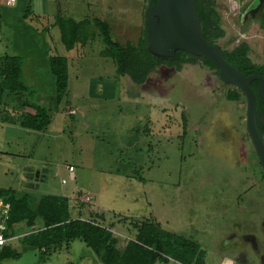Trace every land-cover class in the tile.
I'll return each mask as SVG.
<instances>
[{"label": "rangeland", "instance_id": "obj_1", "mask_svg": "<svg viewBox=\"0 0 264 264\" xmlns=\"http://www.w3.org/2000/svg\"><path fill=\"white\" fill-rule=\"evenodd\" d=\"M64 1L82 17L107 20L113 38L121 42L137 44L145 26L147 0ZM211 1L224 30L215 43L229 49L246 40L250 59L264 63V10L242 18L257 0ZM53 9L54 0H16L12 5L0 0V56L21 55L24 79L33 89L6 90L0 99V188L28 191L34 197L68 195L73 215L113 224L119 248L131 235V219H151L196 239L206 264H264L252 243L238 239L242 233L255 234L264 253V171L246 129L240 88L223 81L201 59L180 67L160 63L142 83H133L116 72L110 57L99 54L104 44L92 26L84 44L77 42L65 51L67 94L56 104L47 61L52 46L45 44L42 31L36 32L34 17L47 14L43 27L49 32ZM229 91L238 98H228ZM24 101H40L48 109L45 129L20 125L22 112L33 110ZM70 108L76 112L69 113ZM230 147L245 153L241 164ZM83 194L92 197L82 200ZM98 212H104V219ZM230 233L237 239L232 236L228 242L240 248L222 250ZM71 242L70 256L62 248L59 264L69 259L72 264L80 259L97 264L88 256L87 251L95 256L92 249L83 243L78 247L79 239ZM34 252L39 250L11 262L21 264L34 258ZM156 264L179 263L170 259Z\"/></svg>", "mask_w": 264, "mask_h": 264}, {"label": "trees", "instance_id": "obj_2", "mask_svg": "<svg viewBox=\"0 0 264 264\" xmlns=\"http://www.w3.org/2000/svg\"><path fill=\"white\" fill-rule=\"evenodd\" d=\"M147 0L146 21L137 44L126 40L121 42L113 38L110 23L96 15L77 17L57 13L54 24L60 29L61 41L66 49H71L77 42L84 44L92 35V26L98 29L104 44L100 55L110 57L116 66V72L128 77L136 84L142 83L149 71L160 63L180 67L183 62L201 59L205 64L216 67L209 59L190 54L184 50L177 51L174 59H165L153 55L147 49L146 22L151 2ZM200 17L203 34L209 42L224 34L219 25L220 15L211 0H194ZM264 10V3L260 11ZM264 17V14H263ZM243 18V17H242ZM264 27V26H263ZM250 43L241 40L229 49H224L225 58L242 73H258L264 77V63L253 62L249 57ZM47 61L52 75L54 102L59 103L67 94L68 61L66 56L47 54ZM218 73V72H217ZM256 91L257 80L250 82ZM23 76V57L21 55L0 56V99L4 91H33ZM237 92L229 91L228 98H238ZM32 111H23L20 125L36 130H43L50 123V113L38 102H26ZM257 127L264 136V102L256 96ZM0 196L10 203L8 224L11 233L23 232L20 242L42 249L53 243L80 238L87 247L104 264H156L167 263L170 259L179 264H206L205 251L200 243L176 231L163 228L158 221L151 219H131V235L122 248L118 246L113 224L106 225L94 218L80 214L73 215L69 198L64 194L43 193L34 197L28 191H17L13 188H0ZM104 219V212H98ZM17 252L3 245L0 248V259L16 256Z\"/></svg>", "mask_w": 264, "mask_h": 264}, {"label": "water", "instance_id": "obj_3", "mask_svg": "<svg viewBox=\"0 0 264 264\" xmlns=\"http://www.w3.org/2000/svg\"><path fill=\"white\" fill-rule=\"evenodd\" d=\"M262 0L244 14L254 16ZM146 34L147 49L153 55L165 59L177 58L179 49L190 54L202 56L212 61L219 77L240 88L245 97V124L261 167L264 171V136L257 127L256 96L264 102V77L258 73H242L224 56L222 48L209 42L203 34L200 17L194 0H154L147 12ZM256 79V91L250 82ZM247 238L255 246V235ZM264 259V255L261 256Z\"/></svg>", "mask_w": 264, "mask_h": 264}, {"label": "crops", "instance_id": "obj_4", "mask_svg": "<svg viewBox=\"0 0 264 264\" xmlns=\"http://www.w3.org/2000/svg\"><path fill=\"white\" fill-rule=\"evenodd\" d=\"M77 2H80V1L77 0ZM109 6H113V5L112 4H109ZM57 13H62V14H66V15H75L77 17H82L84 15H81L79 13L74 12L73 11V4L70 5L66 1H64V3H63L62 0H54V9H53V12L50 15V20L48 22V23H50V28H49L50 30L48 32V29H46V28L43 27L44 26L43 19L44 18H47L48 15L47 14H43L42 15V14H36V13L34 14L35 15L34 17L36 18V20L38 21V24H39V27H35L36 32L42 31L44 33V36H45V44H49L50 43L51 46H52V50L51 51H48V52L50 54H53V51L54 50H59L57 53L66 56L67 61H69L68 60V56H67L68 53L66 54V52H68L66 50H69V49H66V47L62 43L61 37H60V29H59V27L57 25L54 24V16ZM90 15H88V16H90ZM40 27H41V29H40ZM54 54H55V52H54ZM26 70H28V69H26ZM38 104L40 106L43 105V103L40 102V101L38 102ZM161 109L163 110L162 107H161ZM164 111L165 110H163V113H164ZM75 112H76V109H75ZM219 112H220V110H219V108H217V113H219ZM162 123H164V121H162ZM230 139L231 138H229V140ZM231 145L234 146L235 143L234 144H231ZM245 145H247V144H245ZM246 150H247V147H246ZM246 150H245V146H244L243 152H245ZM243 152H242V155L240 153L238 154L235 149H232V147H230V152L229 153L234 158H236V160L238 161V164L239 163L241 164L245 160L244 157H243L245 155V153H243ZM66 196L69 198L68 195H66ZM22 234H23V232H20V230L15 231V232L12 233V236L7 240V242H6L5 245H6V247H9L10 249L16 250L17 255L16 256H6V257L1 258L0 259V264H12L11 261L13 259H18L21 256V254L25 253L26 251L27 252L33 251L34 249H38L39 250V252L31 253V255H33L34 258L27 259L26 261H24L21 264H59L58 254L60 253V251L62 250V248H66V250H67V255L68 256H65V257H69L70 256V254H68V251H69L68 248H70V243H72V245L74 243V242H71V241H74L75 239H79L80 242H78L77 246L80 247L82 245V243H83V245H85V243L80 238H74V239H71V240L61 241L60 243H53V244H50L49 246H46V247H43L42 249H39V248H36V247H32L30 245H24V244H22L20 242V238H21ZM249 234H251V233H244V234L242 233L240 236L238 235V239H241L244 243L245 242H248L249 239L247 238V236ZM253 235H255V234H253ZM232 236H234V238L237 239L236 238V234H231V233L228 234L227 237H226V239L223 240L222 250H230L231 248H233L234 250H237V248L240 246V244L236 243L235 241L232 242L231 244H230V242H228V239L231 238ZM255 239H256V237H255ZM251 248L253 250L254 249V245H252ZM235 252H237V251H235ZM87 253H88V256L89 257H92L94 261H97V264H98V261H101L96 255L95 256H92L94 254H92L91 252L87 251ZM96 259H99V260H96ZM84 262H83V259H80L79 260V263L80 264H85ZM261 263H263V262L261 261ZM64 264H72V262L69 259L67 261H64ZM94 264H96V263L94 262Z\"/></svg>", "mask_w": 264, "mask_h": 264}, {"label": "built area", "instance_id": "obj_5", "mask_svg": "<svg viewBox=\"0 0 264 264\" xmlns=\"http://www.w3.org/2000/svg\"><path fill=\"white\" fill-rule=\"evenodd\" d=\"M8 4H14L16 0H5ZM70 113H74L75 109L70 108L68 110ZM67 169L71 176H74V167L71 164H68ZM65 181V179H62V182ZM90 194H83L81 196V199L83 200H90L91 199ZM10 216V203L8 200H6L3 196H0V248L6 244L7 240L12 236V233L10 231V226L8 224ZM225 263V259L222 261Z\"/></svg>", "mask_w": 264, "mask_h": 264}, {"label": "flooded vegetation", "instance_id": "obj_6", "mask_svg": "<svg viewBox=\"0 0 264 264\" xmlns=\"http://www.w3.org/2000/svg\"><path fill=\"white\" fill-rule=\"evenodd\" d=\"M258 2H259V0H257V3H258ZM263 3H264V0H262L260 7H259V9L255 12V14L258 13V12H261V11H260V8H261V6H262ZM250 8H251V7H249L248 9H250ZM248 9H245L244 13H245ZM244 13H243V14H244ZM255 14H254V15H255ZM247 16L252 17V16L250 15V12H248ZM247 16H246V17H247ZM242 17H244V16L242 15ZM246 17H245V18H246ZM245 18H243V21L245 20ZM248 242H249V244H251L250 240H248ZM261 244H262V246H263V243H262V242H261ZM251 246H252V245H251ZM260 246H261V245H260V242H259V245L256 243V245L254 246V249H253L254 252H255V254L259 257V259H261V256L264 255V253L261 252V247H262V246H261V247H260ZM238 257L241 259V256H238Z\"/></svg>", "mask_w": 264, "mask_h": 264}, {"label": "bare ground", "instance_id": "obj_7", "mask_svg": "<svg viewBox=\"0 0 264 264\" xmlns=\"http://www.w3.org/2000/svg\"><path fill=\"white\" fill-rule=\"evenodd\" d=\"M238 6V5H237ZM238 8V7H237Z\"/></svg>", "mask_w": 264, "mask_h": 264}]
</instances>
